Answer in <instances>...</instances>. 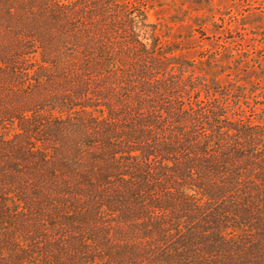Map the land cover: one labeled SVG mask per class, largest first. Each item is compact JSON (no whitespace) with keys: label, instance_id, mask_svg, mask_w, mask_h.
<instances>
[{"label":"trees","instance_id":"1","mask_svg":"<svg viewBox=\"0 0 264 264\" xmlns=\"http://www.w3.org/2000/svg\"><path fill=\"white\" fill-rule=\"evenodd\" d=\"M131 20L137 42L155 53V25L142 10ZM212 62L202 61L200 73L209 75ZM162 77L152 88L188 86L184 78ZM201 84L207 95L195 105L158 91L162 110L149 122L104 129L103 139L71 144L66 154L55 142L51 149L26 143L23 130L10 138L0 132V260L58 264L64 255L54 254V244L72 250L38 222L42 240L17 234L22 209L37 200L22 194L32 187L36 195L61 197L56 210L72 228L74 249L88 247L94 257L81 264H264V113L233 106L225 92L218 99L206 80ZM53 130L63 136L66 129ZM47 186L52 190L43 191ZM105 250L102 259L92 253Z\"/></svg>","mask_w":264,"mask_h":264},{"label":"rangeland","instance_id":"2","mask_svg":"<svg viewBox=\"0 0 264 264\" xmlns=\"http://www.w3.org/2000/svg\"><path fill=\"white\" fill-rule=\"evenodd\" d=\"M138 10L155 25V53L133 34L131 15ZM207 59L213 68L204 75L199 66ZM187 64L192 67L182 68ZM166 75L188 86L152 88L153 79ZM202 79L218 99L225 92L233 106L264 113V0H0V132L9 138L23 130L26 143L51 149L55 142L66 154L71 144L103 139L104 129L149 122L150 113L162 110L158 91L182 94L187 108L195 105L207 95ZM49 127L66 129L65 135ZM29 189L23 196L37 200L26 211L23 206L17 234L28 243L42 240L38 222L72 245L63 251L54 244V254L64 255L58 264L93 260L88 247L74 249L72 228L56 210L61 197ZM109 252L92 253L102 259Z\"/></svg>","mask_w":264,"mask_h":264}]
</instances>
